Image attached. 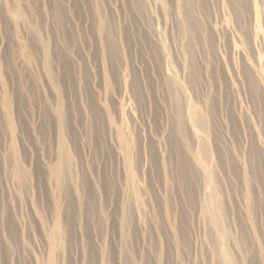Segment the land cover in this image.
Returning <instances> with one entry per match:
<instances>
[{
	"label": "rangeland",
	"instance_id": "1",
	"mask_svg": "<svg viewBox=\"0 0 264 264\" xmlns=\"http://www.w3.org/2000/svg\"><path fill=\"white\" fill-rule=\"evenodd\" d=\"M236 7L0 0V264H264V0Z\"/></svg>",
	"mask_w": 264,
	"mask_h": 264
},
{
	"label": "bare ground",
	"instance_id": "2",
	"mask_svg": "<svg viewBox=\"0 0 264 264\" xmlns=\"http://www.w3.org/2000/svg\"><path fill=\"white\" fill-rule=\"evenodd\" d=\"M235 2L237 3L236 5L234 4V0H230V3H231V7H232V10L234 11V8L237 10V5H238V3H241V4H244L245 5V3H246V0H235ZM135 1L132 3L133 5H135ZM60 14V13H59ZM60 17H63V15H61ZM112 22V21H111ZM109 20L107 21V23H104L103 25H101V27H100V31H99V34H100V36H101V38H103V40H104V43H105V46H106V48L108 49V51L110 52V54L112 53V52H115L116 51V53H117V49H116V44H115V35H114V33H113V31H112V28H114V27H112V23H111ZM114 30V29H113ZM187 46H186V50H187V52H188V55L190 54V58H191V49H190V46H191V44H190V42H188L187 44H186ZM107 51V53H109ZM152 51V50H151ZM154 51V50H153ZM190 51V52H189ZM165 52H166V50H165ZM156 53V52H155ZM112 55H114L113 53H112ZM152 55H154V53L152 54ZM110 56V55H109ZM115 56V55H114ZM157 59V58H156ZM155 59V60H156ZM48 64H49V61H48ZM169 68V67H168ZM170 69H172V68H170ZM173 70V69H172ZM171 70V72H174V71H172ZM167 71H168V74L170 75L171 74V72L169 71V69H167ZM173 74V73H172ZM176 75V74H175ZM173 76V75H172ZM173 77H175V76H173ZM136 79V78H135ZM175 78H173L172 80H174ZM134 82H136L134 79H133V82L132 83H134ZM136 84V83H135ZM137 84H138V82H137ZM135 86V85H134ZM134 86H133V84H132V90H136V89H134ZM137 86V85H136ZM184 87V86H183ZM136 88V87H135ZM138 88H139V86H138ZM178 89H179V87H177ZM187 89V88H186ZM140 90V88L138 89V90H136V91H139ZM135 91V93L137 94L138 92H136ZM141 92V91H140ZM139 94H141V93H139ZM135 95V94H134ZM137 96V95H136ZM139 98H141L140 96H138ZM137 98V97H136ZM137 101L139 100V99H136ZM191 105H192V103H191ZM190 106V105H189ZM193 106V108H194V105H192ZM192 106H191V108H190V114H191V110H192ZM194 110V109H193ZM198 113L199 112H197V111H195V115L192 113V115L190 116L191 117V119H193V121L192 122H194V125L196 126V127H201L202 126V124H204L205 123V119L203 118V116L202 115H198ZM201 113V112H200ZM60 115V114H59ZM193 116H194V118H193ZM60 117V116H59ZM63 117V116H62ZM204 126V125H203ZM199 129V128H198ZM197 132V131H196ZM200 132V131H199ZM201 134H203L202 133V131H201ZM205 134V133H204ZM199 135V134H198ZM206 138V137H205ZM202 140H204V139H202ZM205 142V141H204ZM204 142H202V143H204ZM206 143H208V142H205V144H203V147H202V145L200 146V147H202L201 149V152H202V155H200V157L202 158V159H204L205 160V157L203 158V156H206L207 158H209L210 156H209V150H208V146H206ZM62 150L63 151H65V147H62ZM210 154H211V152H210ZM209 156V157H208ZM211 156H212V154H211ZM67 156L65 155L64 156V158H66ZM64 158H59V161H58V163H57V165L56 166H54L53 168H52V173H53V177H55V179H56V183L57 184H60V185H62V182H63V180H64V176H65V172H66V168H67V164H66V161L64 160ZM206 158V159H207ZM200 159V158H199ZM210 159V158H209ZM201 160V159H200ZM206 161V160H205ZM209 162H210V160H208ZM211 161H212V159H211ZM204 163V162H203ZM205 164V163H204ZM209 164H211V163H209ZM209 166V165H208ZM207 167V166H206ZM210 168V167H209ZM208 168V169H209ZM207 171V170H206ZM210 171H211V169H210ZM209 171V172H210ZM211 173H213V172H211ZM207 174H209V173H207ZM206 176V175H205ZM209 175H207V177H208ZM210 177H211V175H210ZM215 177H212V178H210V179H214ZM186 179V178H185ZM209 180V179H208ZM210 181V180H209ZM211 182V181H210ZM213 182V181H212ZM206 183H208V182H206ZM215 183V182H214ZM208 185V184H207ZM211 185V184H210ZM213 185V184H212ZM214 186V185H213ZM211 188H212V186H211ZM210 190L211 189H209V192H210ZM213 193H214V191H213ZM212 193V194H213ZM212 194L210 193V195H211V197H212ZM218 195L216 192L214 193V195L213 196H215L216 197V195ZM204 196H205V194H204ZM203 196V197H204ZM208 197H209V193H208ZM210 197V198H211ZM209 198V199H210ZM213 198V197H212ZM217 198H219V197H217ZM209 201V200H208ZM206 201H204L203 203H205ZM208 203V202H207ZM210 203H212L211 205H210V207L209 208H207V210L206 211H208L210 208H212V209H214V210H218V211H222V206H221V203H220V199H216L215 198V200H212V202H210ZM206 204V203H205ZM208 205L206 204V207H207ZM217 208V209H216ZM226 209L224 208V211H225ZM204 212V213H207V212ZM222 212V213H224V214H228V213H225V212ZM228 211V210H227ZM210 214V212L208 213V215ZM212 214H213V212H212ZM207 215V216H208ZM211 215V214H210ZM208 216V217H211V216ZM221 215H223V214H217V215H212V220H213V223H214V226L216 227V229H218V230H222V227H223V224H222V222H223V220L221 219L222 217H221ZM224 217H226V215H224ZM223 217V218H224ZM225 221V220H224ZM239 226H240V224H238ZM240 228V227H239ZM244 228V227H243ZM242 230V229H241ZM244 230H246V229H244ZM247 233V231L244 233V234H246ZM56 234V236L57 235H59V231H58V233H55ZM243 235V234H242ZM248 236V235H247ZM246 236V237H247ZM221 237H223V236H221ZM221 237H219V239L221 238ZM245 237V236H244ZM244 237L242 236V238L244 239ZM245 237V238H246ZM224 238V237H223ZM222 240V239H221ZM221 240H220V243H221ZM223 241V240H222ZM224 242V241H223ZM222 242V243H223ZM61 244V243H60ZM60 244H58L56 247H58V249H60V248H62L63 249V247H62V245H60ZM219 244V243H218ZM224 244V243H223ZM60 245V246H59ZM220 245V244H219ZM221 246L222 245H220V250H221ZM225 246V245H224ZM226 246H227V243H226ZM226 248V247H225ZM61 249V250H62ZM223 252H224V250H222ZM227 251H229V249H228V247H227ZM62 252V251H61ZM58 253L60 254V252L58 251ZM220 253H222V252H220ZM219 253V255H220V257H223V256H221V254ZM226 255V254H225ZM224 255V256H225ZM229 255V254H228ZM230 257V256H229ZM222 261H221V263L220 264H234V261L231 259V258H228V257H226V258H224L223 257V259H221ZM128 263H129V261H128Z\"/></svg>",
	"mask_w": 264,
	"mask_h": 264
}]
</instances>
